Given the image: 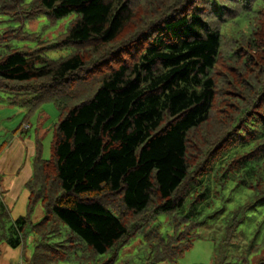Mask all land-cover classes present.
I'll use <instances>...</instances> for the list:
<instances>
[{
    "label": "trees",
    "instance_id": "obj_1",
    "mask_svg": "<svg viewBox=\"0 0 264 264\" xmlns=\"http://www.w3.org/2000/svg\"><path fill=\"white\" fill-rule=\"evenodd\" d=\"M0 16H73L56 59L7 47L22 25L0 32V93L25 123L60 110L26 213L0 198V252L31 240L27 264H175L216 225L230 264H264V0H0Z\"/></svg>",
    "mask_w": 264,
    "mask_h": 264
},
{
    "label": "rangeland",
    "instance_id": "obj_2",
    "mask_svg": "<svg viewBox=\"0 0 264 264\" xmlns=\"http://www.w3.org/2000/svg\"><path fill=\"white\" fill-rule=\"evenodd\" d=\"M73 16H69L65 19L59 21L56 25L49 26L48 19L45 16L37 18L35 20H25V21H15L8 16H0V32L10 26L22 25L25 29L24 38H14L9 43L7 47L17 48V47H35L40 46L45 48V53L51 58H60L62 56H67L72 52V47H51L52 43H55L56 36L65 30L68 23L72 20ZM30 34V36H29ZM24 111L23 108L14 106L10 104L8 95L0 93V115L2 112L7 113L9 110L12 111L10 118H6L4 121V127L0 131V138H7L13 134L21 121L19 116L15 111ZM14 113V114H13ZM60 110L58 109L57 103L54 100H47L42 104L40 111L35 114L30 122L32 124L31 129L25 131L24 136L32 135L36 136L39 132V137L44 143V157L49 158L51 155V141L55 132L56 124L59 121ZM3 126V124H2ZM6 135V136H5ZM43 216V207L38 206L33 220L38 221ZM160 220L163 222V230L165 231L167 226L165 220L166 216L162 215ZM200 236L194 240L193 246L187 250L184 255L179 258L175 264H230L233 260V255L236 252L234 248L226 250L221 246V239L223 237V228L216 225H206L199 230ZM237 243L242 244L243 240L241 238H236ZM244 244V243H243ZM132 250V249H130ZM33 251V244L31 240H28L27 250L24 253L22 262L20 264H27L28 258L31 257ZM128 251V249H126ZM122 256L126 254L124 250L121 251ZM106 259V257L104 258ZM103 261V259H102ZM61 264H74L72 262H63Z\"/></svg>",
    "mask_w": 264,
    "mask_h": 264
},
{
    "label": "crops",
    "instance_id": "obj_3",
    "mask_svg": "<svg viewBox=\"0 0 264 264\" xmlns=\"http://www.w3.org/2000/svg\"><path fill=\"white\" fill-rule=\"evenodd\" d=\"M15 113L19 116L21 123L13 130L12 135L7 138H0V198L10 209L13 218L26 213L30 194L26 184L33 175L36 146L38 140L42 138V136L39 137V132L36 136H24L25 131L31 129L32 124L31 122H24V111H15ZM11 114L12 111L9 110L7 113L3 111L0 115V131H3L1 130L2 127L5 128L4 121L6 118H10ZM27 124L30 127L24 128V125ZM22 258L21 247L12 248L7 243L2 245L0 264H20Z\"/></svg>",
    "mask_w": 264,
    "mask_h": 264
},
{
    "label": "built area",
    "instance_id": "obj_4",
    "mask_svg": "<svg viewBox=\"0 0 264 264\" xmlns=\"http://www.w3.org/2000/svg\"><path fill=\"white\" fill-rule=\"evenodd\" d=\"M30 127V125L29 124H27V125H24V128H29Z\"/></svg>",
    "mask_w": 264,
    "mask_h": 264
}]
</instances>
